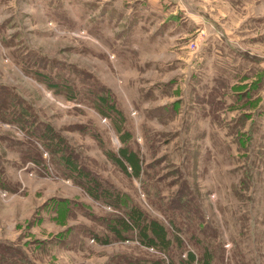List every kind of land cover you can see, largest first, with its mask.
I'll return each mask as SVG.
<instances>
[{
	"label": "rangeland",
	"instance_id": "rangeland-1",
	"mask_svg": "<svg viewBox=\"0 0 264 264\" xmlns=\"http://www.w3.org/2000/svg\"><path fill=\"white\" fill-rule=\"evenodd\" d=\"M45 126L169 243L119 237ZM0 243L29 264H264V0H0Z\"/></svg>",
	"mask_w": 264,
	"mask_h": 264
},
{
	"label": "trees",
	"instance_id": "trees-1",
	"mask_svg": "<svg viewBox=\"0 0 264 264\" xmlns=\"http://www.w3.org/2000/svg\"><path fill=\"white\" fill-rule=\"evenodd\" d=\"M174 107L175 105H173L171 112L174 111ZM165 108V106L159 108L160 110L155 112V114L163 113ZM23 122L21 123L23 124ZM44 128L45 133H41L40 135L35 127V132L33 130L31 132L36 133V136L41 140L49 153L57 159L60 168L63 170V175L72 178L74 182L79 184L84 190H87L91 195L98 196L99 198L102 197L108 204L122 209L121 214L114 215L109 223L110 228L113 230L116 228L115 232L119 237L125 238L123 236H128L123 231L124 229L129 231L128 229L131 228L137 230L138 238L142 242L151 246H157L158 243H169L167 232L161 223L153 220L148 221L144 216V212L136 204L133 205L132 201L124 193L115 189L111 190L109 187H103V184L98 181L97 177L95 178L84 166L77 163V154L69 148L68 144L63 139H58L56 135L50 133L49 126H45ZM121 154L125 161L120 162L128 164L133 173L137 175L140 169L137 154L126 149H122ZM101 188L102 190H100ZM55 203H57L59 209L62 206L66 207L68 205L67 201H56ZM16 247V244L0 243V264H29L26 262V258L23 257L24 255L20 252V249ZM190 255L192 258L193 255ZM16 256H19V258L17 259ZM208 263L210 261L207 259L203 261V264Z\"/></svg>",
	"mask_w": 264,
	"mask_h": 264
},
{
	"label": "crops",
	"instance_id": "crops-1",
	"mask_svg": "<svg viewBox=\"0 0 264 264\" xmlns=\"http://www.w3.org/2000/svg\"><path fill=\"white\" fill-rule=\"evenodd\" d=\"M163 25H164V29L168 27V23H166V24L164 23ZM170 25H171V24H170ZM165 31H167V30L165 29ZM165 31H164L163 33H164V35L166 34L165 36H167V33H165ZM130 35H131V34H130Z\"/></svg>",
	"mask_w": 264,
	"mask_h": 264
},
{
	"label": "built area",
	"instance_id": "built-area-1",
	"mask_svg": "<svg viewBox=\"0 0 264 264\" xmlns=\"http://www.w3.org/2000/svg\"><path fill=\"white\" fill-rule=\"evenodd\" d=\"M191 47H192V48H194V43H193V44H191Z\"/></svg>",
	"mask_w": 264,
	"mask_h": 264
}]
</instances>
